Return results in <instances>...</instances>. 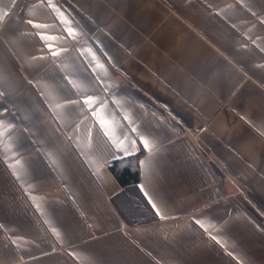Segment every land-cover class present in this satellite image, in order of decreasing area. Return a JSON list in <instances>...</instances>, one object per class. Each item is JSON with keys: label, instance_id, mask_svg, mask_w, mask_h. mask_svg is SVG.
<instances>
[{"label": "crops", "instance_id": "1", "mask_svg": "<svg viewBox=\"0 0 264 264\" xmlns=\"http://www.w3.org/2000/svg\"><path fill=\"white\" fill-rule=\"evenodd\" d=\"M0 19V264H264V0Z\"/></svg>", "mask_w": 264, "mask_h": 264}, {"label": "trees", "instance_id": "2", "mask_svg": "<svg viewBox=\"0 0 264 264\" xmlns=\"http://www.w3.org/2000/svg\"><path fill=\"white\" fill-rule=\"evenodd\" d=\"M139 154L116 159L109 167L121 187L134 188L138 182V157Z\"/></svg>", "mask_w": 264, "mask_h": 264}, {"label": "rangeland", "instance_id": "3", "mask_svg": "<svg viewBox=\"0 0 264 264\" xmlns=\"http://www.w3.org/2000/svg\"><path fill=\"white\" fill-rule=\"evenodd\" d=\"M131 203V206L134 208V203L137 204L138 206H140L139 208L142 209L143 211V208H142V205H140V201H137V199L133 198V197H130V200H129ZM137 209V208H136Z\"/></svg>", "mask_w": 264, "mask_h": 264}, {"label": "built area", "instance_id": "4", "mask_svg": "<svg viewBox=\"0 0 264 264\" xmlns=\"http://www.w3.org/2000/svg\"><path fill=\"white\" fill-rule=\"evenodd\" d=\"M3 102V97L0 95V104Z\"/></svg>", "mask_w": 264, "mask_h": 264}, {"label": "snow or ice", "instance_id": "5", "mask_svg": "<svg viewBox=\"0 0 264 264\" xmlns=\"http://www.w3.org/2000/svg\"><path fill=\"white\" fill-rule=\"evenodd\" d=\"M0 22H2V19H0ZM50 39H52V38L50 37ZM0 127H2V125H0Z\"/></svg>", "mask_w": 264, "mask_h": 264}]
</instances>
